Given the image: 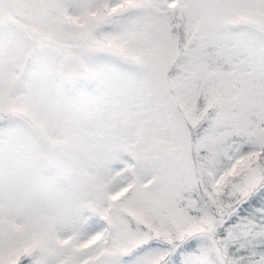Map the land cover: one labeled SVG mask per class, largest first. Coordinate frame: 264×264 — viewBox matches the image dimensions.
Returning <instances> with one entry per match:
<instances>
[{
  "label": "snow or ice",
  "instance_id": "obj_1",
  "mask_svg": "<svg viewBox=\"0 0 264 264\" xmlns=\"http://www.w3.org/2000/svg\"><path fill=\"white\" fill-rule=\"evenodd\" d=\"M0 264H264V0H0Z\"/></svg>",
  "mask_w": 264,
  "mask_h": 264
}]
</instances>
